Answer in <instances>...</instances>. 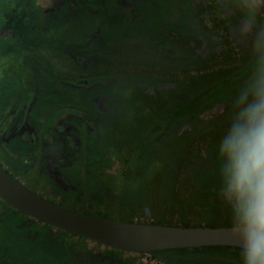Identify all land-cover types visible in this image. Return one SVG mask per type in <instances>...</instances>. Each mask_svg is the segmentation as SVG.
<instances>
[{
  "label": "rangeland",
  "instance_id": "374dc122",
  "mask_svg": "<svg viewBox=\"0 0 264 264\" xmlns=\"http://www.w3.org/2000/svg\"><path fill=\"white\" fill-rule=\"evenodd\" d=\"M59 1L52 0L54 8L58 9L56 14L60 17L67 16L69 19L66 18L61 30L49 32L45 26L46 18L38 16L39 10L47 0H0V62L2 59L4 64L12 62L6 65L5 68L9 69L6 72L23 75L16 77L18 81L14 84L15 91L11 92L9 80L1 76L0 104L3 106L0 108L5 109V105L10 103L13 105L16 100L22 107L31 99L32 102H38L34 114L35 118L39 119L46 113L44 102L49 100L48 98H51L50 109L54 107L56 100L60 101L62 110L59 113L53 112L54 120L59 117H74L68 125L78 130H74V133L81 138L80 146H73L72 143L64 148H68L66 152L68 151L67 156L70 159L65 155L66 159L56 162L63 169L67 180L65 190L61 186L58 187L63 192L57 190L50 178H44L38 183V176L14 177L35 195L79 214L116 222L165 227L230 228L228 210L219 198L217 147L229 123L232 104L217 107L203 115L196 124L183 127L162 147V155H159L157 160L152 158L149 166L142 171L143 174L132 179L134 183L128 181L127 173L135 147L141 139L148 140L156 125L172 111L181 108L186 102L250 62L248 48L238 43L233 35V28L240 19L239 15L226 17L217 0H188L193 10L189 14V7H185V15H180L179 11L183 8L184 0H163V6L166 4L169 7L163 11L157 8L161 0H157V6L153 0L147 12L143 6L147 4L143 0H85L89 9L98 11L96 13L85 11L82 4L80 8L77 7L76 0H69L76 4L70 9L63 8ZM65 3L68 2L65 0ZM104 12H107L106 15L123 13L124 16L120 15L123 22L120 23H125L127 31L131 29L129 35L133 36L123 40L110 38L108 33H113V27H110V20L104 17ZM56 20L57 18L54 22ZM156 25H162L165 34H171L172 43L175 45L179 43L180 37L173 31L185 33V29L190 35L204 38V57L193 60L173 54V59H165L169 53L160 54L150 46L153 35H157L154 30L159 31ZM40 29H45V33L40 32ZM146 30L151 33L145 32ZM114 31L118 33L117 29ZM123 32L122 30L120 33ZM98 33L101 34L100 37ZM38 36L43 39L39 40L38 45L45 46L39 49L40 53L49 61L46 63L54 69L55 73L52 74H59L53 78L65 82L51 84L47 74H41L39 70H35L33 74L34 62L25 64L28 58H33L43 65L36 51L30 49V42L36 44L35 39ZM57 37H60L59 41ZM159 37H155V42H161L162 38ZM52 45L60 47V53L57 48L53 49ZM47 64L43 66L48 67ZM69 75L76 78L72 79ZM115 76H120L117 83L111 80ZM130 76L145 81L144 87H140V92L132 93L138 86L129 81ZM26 80L29 81L28 91L34 92L32 98H28L32 94L23 95L27 94L25 91L23 93ZM85 82L96 85L86 91L88 88H81ZM10 94H15L16 98L8 97ZM103 95L109 96L106 108L113 112H102L99 108L97 110L93 100ZM3 114L0 115L3 117ZM47 116L48 125L52 120L51 114ZM41 123L42 120H39L38 125ZM70 126L59 128L66 131ZM157 136L158 134L150 138L155 139ZM48 142L53 145L54 136L50 135ZM56 147H62L61 141ZM74 148L80 150L81 154L73 153ZM90 149H93L94 153H104L102 163H93L95 156L91 157L93 150ZM4 153L0 149V157H3ZM52 155L55 156L53 153ZM11 165L18 170L16 173L21 172L20 162ZM37 171L42 172L41 168ZM23 172L28 173L26 170ZM203 186L214 188L207 189L208 187ZM1 202L0 199V204L4 201ZM4 205L7 210L0 211V215L6 217L3 220L9 219L14 227L20 228L19 225L24 222L23 216L16 215V209L12 213L9 204ZM23 225L28 226L30 223ZM32 226L33 232L38 235L42 233L49 239L46 238L47 241L39 245L31 241L27 250L42 249L44 244L46 246L43 249L49 253L53 251V244L70 249L75 243L76 250H82L84 257L90 249L97 253L96 256L103 254V247L91 240L44 227L36 221H33ZM12 230H7L3 224L2 228L0 227V235L9 238L11 236L6 234H11ZM22 230L19 229V232L23 233L20 239H24L27 234L26 229ZM38 235L34 237L35 240L39 239ZM4 239H0V244H3ZM16 248L19 249L20 246ZM225 253L226 257L232 259L240 257L235 251L229 250ZM115 259L122 264H173L161 254L125 252ZM113 261L111 257H106L101 262L114 264ZM189 264L198 263L193 261ZM214 264L228 263L214 261Z\"/></svg>",
  "mask_w": 264,
  "mask_h": 264
},
{
  "label": "clouds",
  "instance_id": "9594fccd",
  "mask_svg": "<svg viewBox=\"0 0 264 264\" xmlns=\"http://www.w3.org/2000/svg\"><path fill=\"white\" fill-rule=\"evenodd\" d=\"M249 50L245 83L232 101L229 123L217 147L219 198L230 216L240 264H264V0H217Z\"/></svg>",
  "mask_w": 264,
  "mask_h": 264
},
{
  "label": "flooded vegetation",
  "instance_id": "af4514ba",
  "mask_svg": "<svg viewBox=\"0 0 264 264\" xmlns=\"http://www.w3.org/2000/svg\"><path fill=\"white\" fill-rule=\"evenodd\" d=\"M56 1V0H55ZM67 2H70L69 0H66ZM62 5L65 4V0H60L59 1ZM52 0H47V2H45V5L42 7V9L39 10V15L40 17H44L46 18L47 22L46 23V27L49 29V32H57L59 30L62 29V25H64L65 20H63V17H60L59 15L56 14V10H58L55 7V4L53 3L52 5ZM72 3V2H71ZM74 4V3H72ZM45 6H48V8H45ZM49 6H51L49 8ZM34 17V16H32ZM57 18V20L54 22V20ZM49 19V22H48ZM52 24V25H51ZM13 29V28H11ZM40 32H44L45 33V29H40ZM39 40H43L41 37H37L35 39V43L30 42V49L32 48V50L36 51L37 57L41 58V62L43 65L47 64L49 61H47L46 57L43 56L39 49L41 50L43 47L45 48V46H41L38 45L39 44ZM60 40V37H57V41ZM65 41L63 39V45H64ZM37 46V47H35ZM60 46V45H59ZM50 46H48L47 48L49 49ZM53 49L57 48L58 53H60V47L57 46H51ZM31 51V50H30ZM64 54V52H63ZM1 57V56H0ZM28 58L27 63L25 64H32L34 62V67H33V74H35V70H39L41 74H47V79L51 80V84L56 83L59 81L61 83V81L65 82V80H56L55 78H53V76L57 75L56 74H52L55 73L54 69H52L48 64V67H45L41 64H38L36 62L35 59H30ZM4 60L2 59V62H0V85L2 83V78L1 76H5L4 79L9 80V84H11V86L9 87V91L11 92L12 90L15 91L14 88V84H16V82L18 81L16 79V77H22L23 75L20 73H15V72H6L7 68L6 65L7 64H11V63H7L4 64L3 62ZM47 62V63H46ZM40 63V62H39ZM26 66V65H25ZM54 68V66H52ZM59 75V74H58ZM72 79H75L76 77H73L71 75H69ZM15 80V81H11V80ZM23 80V79H22ZM24 89H23V93L24 91L27 92V94H23L28 96L29 94H32L30 97L28 98H32L34 92L31 91L32 93H30L28 91V85H29V81H24ZM35 91L37 90L36 88H33ZM14 97L16 98L15 94H10L8 97ZM48 97V96H45ZM49 102L51 100V98H48ZM101 100L102 104H101ZM110 98L108 95H103L100 98H96L93 100L94 103H96L97 106V110L99 108V110L101 109L102 112H106L108 110L112 111L111 109H107V105L106 103L109 102ZM55 101V100H54ZM38 102H32V100L30 99L26 104H24L22 107L19 106L18 101H14L13 105L12 103H10L8 106H6L5 109H8V111H1L2 109L0 108V112L4 113L3 117L0 118V149L5 152L3 157H0V165L12 176L14 177V175L16 176H38L40 177V181H37L38 183H41L44 178H47V180H49V178L51 179V181L53 182V184H55V187H57V190L59 192H63L61 190L58 189L59 186H61L64 190H65V185H66V178L63 175V171H61L59 169V167L55 166L57 160H53L50 155H45L44 152H40L39 154H37L38 152L34 153L33 148H35V151L39 150L38 146L40 143H43L45 141V138L47 137V135L45 136L43 133V129H46L47 127V122H44V125L41 127V130H38L37 127L35 126V123L37 126L38 125V121L37 118H35V114H34V110L37 107ZM56 103V104H55ZM3 104H0V107H2ZM34 107V108H33ZM57 108V112L59 113L62 108L60 106V101L58 102L57 100L54 102V107L51 109L52 112H55V109ZM18 111V113H16ZM99 113H101L100 111H98ZM113 112V111H112ZM102 114V113H101ZM103 115V114H102ZM74 118V117H73ZM73 118H69L68 122L66 124H60L61 127H65V126H70L68 124H70L71 120ZM82 119V118H80ZM80 123V122H79ZM59 126V127H60ZM89 127V126H88ZM88 129V128H87ZM53 130H55V127L53 128ZM74 130H76L74 127L70 126V128H68L66 131L63 130L61 131L60 128L56 129L55 132V137H59L60 139H58V143L61 141L62 147H66V146H70L73 143V146H80L81 144V138L78 137L76 135V133H74ZM78 131V130H76ZM40 132H43L42 134ZM49 137H47L48 139ZM77 143V144H75ZM46 145V143L44 142V146ZM68 149V148H67ZM66 149V150H67ZM44 150V149H41ZM88 151V149H87ZM75 152V148L73 149V153ZM89 152V151H88ZM6 154L8 156V158H6ZM20 162L22 164V168H21V172L20 173H16L18 170L14 169L12 167L11 164L13 163H17ZM38 168H41L42 172L37 171ZM23 170L28 171V173H24ZM15 178V177H14ZM17 181L18 179L15 178ZM19 182V181H18ZM20 183V182H19ZM24 185V184H23ZM26 187V186H25ZM3 202V201H2ZM1 202V203H2ZM5 202H3L2 204H0V211L3 210H7V207ZM9 206V205H8ZM11 212H14V208L11 207ZM13 209V211H12ZM18 216H23V224H28L30 223V225H28L30 228H28V226L21 224V226L19 225L20 228H16L14 227V225L11 223V221H9V219L3 220L4 218H6L5 216L0 215V227L2 228L3 224L6 225V229L7 230H12L14 228V230L11 231L10 233H7L6 236L9 234V238L5 237V235H0V239L1 238H5L3 244H0V246H3V248H0V264H71L68 263L69 261V256L67 254H69L68 252H63V256H62V252L59 254H57L56 251L49 252L47 253L43 248L46 245H42V249H29L27 250V248L30 246L31 241H35L36 245H39L43 242H46V238L49 239L48 236H45L44 234L41 233V235L36 232H33V221H36L39 225H44V227H50V228H55V227H51L49 225H45V223H42L36 219H33L29 216H27L26 214L24 215V213L16 211L15 212ZM17 221V220H16ZM6 222V223H5ZM19 224V223H18ZM22 228L26 229L27 234H25L24 239H20L23 235V233L19 232V229L22 230ZM48 229V228H46ZM59 231H63L61 229L55 228ZM23 231V230H22ZM64 234H66V232H64ZM38 235L37 240H35V236ZM63 235V234H62ZM8 243L11 244V246H8ZM96 243V242H95ZM98 244V243H97ZM51 244H48V246H50ZM75 248V243L72 244ZM100 246H102V252L103 254L100 256H96L97 253H95L92 249H90V251L88 250L86 257H84L83 251H79V250H73L72 248H70L72 250L71 255H74L75 252V258H73L72 260L76 259L75 262L73 264H103L102 259L106 258V257H111V260H114V264H122L121 261L115 259V257H117L119 254L121 253H125V251H119V250H114L108 247H105L101 244H98ZM17 246H20V248H16ZM56 246L55 244L51 245ZM68 246V245H67ZM21 248H24L25 250H22ZM92 248V247H90ZM106 248H108L109 250H105ZM67 250V248H65ZM76 249V248H75ZM114 252L115 254L111 253ZM67 253V254H66ZM127 253H133V252H127ZM52 254V255H51ZM138 254V253H136ZM143 254V253H140ZM151 254V253H149ZM66 258V260H65ZM68 260V261H67ZM67 261V263H66Z\"/></svg>",
  "mask_w": 264,
  "mask_h": 264
},
{
  "label": "trees",
  "instance_id": "16d2710c",
  "mask_svg": "<svg viewBox=\"0 0 264 264\" xmlns=\"http://www.w3.org/2000/svg\"><path fill=\"white\" fill-rule=\"evenodd\" d=\"M145 4L143 5L144 8H146V12L149 11V7L152 5L153 0H143ZM163 0L159 2L160 6H157L158 3L157 0H154L155 5L158 9L161 11L169 9V7L165 4L163 6L162 3ZM67 2V1H66ZM77 7H81L80 5L84 7L83 9L90 13H96L98 11L93 12L91 9H89V6L85 2V0H76ZM171 6L172 3L170 2ZM63 8H72L73 6H76V4H72L71 2L65 3L62 5ZM185 7H189V14L192 12L193 8L189 5L188 0H184L183 8L181 7L179 9L180 15L186 13ZM173 8V7H172ZM89 10V11H88ZM178 11V12H179ZM104 17L110 20L109 24L110 27H113V33L108 36L113 37V39L122 38L123 39H129L133 35H129V31H127V28L124 26V24L120 23L123 22L121 14L124 16L123 13L117 12L115 15H106L107 12H104ZM136 13V11H135ZM95 15V14H94ZM137 16V15H136ZM69 19L67 16H64L65 19ZM104 23V21H103ZM145 23V22H144ZM260 24H264V20L261 19L259 21ZM157 26V25H156ZM159 28V31H155L157 35H153L152 37V49H156L160 54L163 52H167L165 59L168 57L173 59V54L176 57H189L193 60L195 59H201L204 57L203 55V46L205 45L206 41L204 38L200 37L199 35H190L188 31L183 29L185 33H180L173 31L176 36L180 37V41L178 44L172 43L171 34H165V30H163L162 25L157 26ZM117 29L116 33L114 30ZM124 31L123 34L120 33L121 31ZM145 32L151 33L150 30H146ZM101 34L98 33V37H100ZM105 36L104 37H108ZM160 36V37H159ZM159 37L162 38L161 42H155L156 38ZM176 39V38H175ZM171 60V59H169ZM249 71V62L245 67L238 70L237 72L231 73L226 78L216 82L211 87L203 91L200 95L196 96L194 99L186 102L184 106L181 108L172 111L163 121H161L156 127L153 129V131L149 134L148 140L141 139L140 143L135 147L134 154L130 158L129 161V173H127V177L129 178L128 181L131 183H134L132 179L138 178L140 175H142V171L145 169V167L149 166L150 161L152 158H156V160L160 157L159 155L162 151V147L166 144H168L170 138L172 136L176 135L183 127L190 126L193 124H196L198 121L201 120L202 116L209 113L213 109L221 106H225L228 104H232V101L234 97L237 95L239 89L242 87V85L245 83ZM120 76H115L111 80H114L113 83L119 82ZM107 78V77H106ZM139 78L133 79L132 76H130V82H134L138 88L133 89L132 93H136L140 90L141 85L145 84V81L143 80H137ZM73 82V81H72ZM96 85V84H95ZM92 83H86L81 86V88H88L85 89L86 91H89L92 88V86H95ZM96 88V87H95ZM140 92V91H139ZM158 134V136L155 139H151L150 137ZM91 151L93 149H90ZM92 156H95L93 163H100L103 160V152H95L92 151ZM216 161V160H215ZM92 163V164H93ZM215 167V166H214ZM217 169V168H216ZM207 189L214 188L212 186H203ZM171 190V188H170ZM189 227V226H187ZM76 236V235H75ZM81 238L80 236H77ZM83 238V237H82ZM4 246V245H3ZM8 246L10 247L11 244L8 243ZM57 247V248H56ZM54 251L57 252V254L60 255L61 252H72L71 249H65L61 248L59 246H54ZM76 251L75 248H72ZM108 249V248H107ZM235 251L237 254H239V249L234 247H205V248H199V249H181V250H169V251H162V252H154L151 253L153 255H162L167 258L168 261H170L173 264H189V262H197L198 264H214V261H222L228 264H240V257H236L235 259L226 257L225 251ZM61 251V252H60ZM64 252V253H65ZM67 254V253H66ZM149 254V253H148ZM52 255V254H51ZM69 256L68 263L73 264L76 259L75 258V252L74 255L67 254ZM196 256V257H195ZM66 260V258H65ZM68 261V260H67ZM66 261V263H67Z\"/></svg>",
  "mask_w": 264,
  "mask_h": 264
},
{
  "label": "water",
  "instance_id": "95a60500",
  "mask_svg": "<svg viewBox=\"0 0 264 264\" xmlns=\"http://www.w3.org/2000/svg\"><path fill=\"white\" fill-rule=\"evenodd\" d=\"M0 199L33 219L114 250L147 254L205 247L239 249L230 228L134 224L72 212L35 195L1 165Z\"/></svg>",
  "mask_w": 264,
  "mask_h": 264
},
{
  "label": "crops",
  "instance_id": "0c3cea01",
  "mask_svg": "<svg viewBox=\"0 0 264 264\" xmlns=\"http://www.w3.org/2000/svg\"><path fill=\"white\" fill-rule=\"evenodd\" d=\"M49 105H48V104ZM9 105V104H8ZM8 105H6V106H8ZM44 105H46V113L41 117V118H39V119H37V121L39 122V120H42V123L41 124H39V126H37L36 125V123H35V126L37 127V129L38 130H41V127L44 125V122H47V118H48V116L47 115H50L51 114V123L50 124H48L47 125V127H46V132H40L41 134L43 133L45 136L47 135V137H50V135H52V136H54V144L52 145V144H50V142H48V139L46 140V141H44L45 143H46V145L44 146V142L43 143H40L39 144V146H38V148H39V150H37V151H35V148H33V151L32 152H34V153H36V152H38L37 154H39L40 152H44L45 153V155L47 154V155H50V157L53 159V160H57V162L58 161H60V162H62L63 160H60V159H66V156H67V153H68V151L66 152V150L64 149V147H61V148H58V147H56V144L58 143V139H60L59 137H55V132H56V129L57 128H59V126H60V124H66L67 122H68V116H67V119H64L63 117H59V119H57V120H54V113L51 111V109H50V102H49V100H47V101H45L44 102ZM1 111H8V109H2ZM55 112H57V108L55 109ZM63 112V111H62ZM0 114H2L1 112H0ZM63 114V113H62ZM0 118H2V116L0 115ZM66 118V117H65ZM67 125V124H66ZM55 127V130H53V128ZM41 149H44V150H41ZM80 150H76L75 149V154H77V155H80L81 154V152H79ZM88 152V151H87ZM52 153L53 154H55V156H53L52 155ZM90 153V152H89ZM92 153V152H91ZM61 155V156H60ZM66 155V156H65ZM69 159H70V157L69 156H67ZM88 157V159L90 158V154H89V156H87ZM104 158V157H103ZM88 159H86V162H85V164H87V162H88ZM100 163H102V162H100ZM96 164H98V162H96ZM55 166H57V167H59V169L61 170V171H63V169L58 165V164H55ZM71 169H73V168H71ZM64 172V171H63ZM70 191V190H69ZM98 209V208H97ZM17 215V214H16ZM112 253V252H111ZM114 253V252H113ZM116 255V254H115Z\"/></svg>",
  "mask_w": 264,
  "mask_h": 264
},
{
  "label": "built area",
  "instance_id": "2783aa9c",
  "mask_svg": "<svg viewBox=\"0 0 264 264\" xmlns=\"http://www.w3.org/2000/svg\"><path fill=\"white\" fill-rule=\"evenodd\" d=\"M145 255H148V253H147V254H145Z\"/></svg>",
  "mask_w": 264,
  "mask_h": 264
}]
</instances>
